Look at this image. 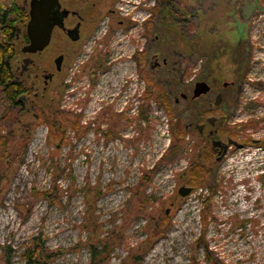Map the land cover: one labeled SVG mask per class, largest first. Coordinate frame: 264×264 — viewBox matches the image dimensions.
I'll return each instance as SVG.
<instances>
[{
  "label": "rangeland",
  "instance_id": "374dc122",
  "mask_svg": "<svg viewBox=\"0 0 264 264\" xmlns=\"http://www.w3.org/2000/svg\"><path fill=\"white\" fill-rule=\"evenodd\" d=\"M30 1L0 2V9L15 5L29 12ZM79 1L62 0L68 6ZM178 1L169 5L179 7ZM118 2L101 1L94 13L99 26L83 47L67 50L59 74L54 60L61 41L41 54H24L25 24L17 20L21 33L12 67L16 71L25 58L35 64L26 74L30 91L23 107L9 112L0 94V133L18 139L32 133L17 161H0V264H29L25 254L37 246L49 256L41 264H90V246L107 248L105 264H211L206 247L220 264H264V0H186L187 13L179 10L176 18L169 12L176 22L161 20L154 0ZM113 3L123 13L111 14ZM125 18L133 24L121 25ZM147 20L152 35L172 31L158 59L168 58L162 73L149 72L160 45L145 38ZM141 49L143 71L136 58ZM238 59L249 62L242 74ZM43 70L57 74L45 92ZM146 77L160 88L148 86ZM201 79L218 82L216 90L223 82L240 83L226 92L237 102L235 112L229 114L224 103L219 113L227 111L229 123L242 122L247 138L222 162L196 135L198 123L219 117L207 112L211 94L193 100ZM161 91L172 103V119ZM53 104L62 110L54 133L37 117V109ZM142 107L149 123L135 119ZM77 114L82 121L73 129ZM176 124L187 133L174 152ZM226 129L221 139L230 136ZM198 161L206 178L191 184L190 169ZM182 186L192 187V194L181 197Z\"/></svg>",
  "mask_w": 264,
  "mask_h": 264
},
{
  "label": "flooded vegetation",
  "instance_id": "af4514ba",
  "mask_svg": "<svg viewBox=\"0 0 264 264\" xmlns=\"http://www.w3.org/2000/svg\"><path fill=\"white\" fill-rule=\"evenodd\" d=\"M88 1L82 0V1H79L78 3H75V4L69 3L70 6H68V5H65L62 2V0H59L60 5H61V8L59 9V13H58V16L61 18L60 25H57L54 28L53 33H52V37H51V42H50L49 46L43 51V52H45L54 43V41H56V39H59L62 44L64 43L65 46H67V47H65V49H63L62 48L63 45L59 44V46H61V47H59V53L54 60L55 71L58 74L63 71V66L65 64V58L68 55L67 50H69V48L72 49V47H75L76 50H78V48L83 47L84 44L88 40V36L92 34L93 30L97 26H99V23H100L99 18L100 17L94 15V13L97 10L98 5L101 4V1H107V0H94V2H92L91 6H87ZM116 1H118V0H114V2H116ZM120 1H122V0H119L118 3H120ZM130 1L131 0H128V2H130ZM154 1H155L154 2L155 7L158 6V14H159V16L162 17L161 20H164L165 22H167L168 21L167 15L169 12H170V15H174L176 18L178 17V15L180 13L178 7L175 8V7L170 6L167 3V0H159L158 4H157V0H154ZM72 5H75L77 7L72 8L71 7ZM113 5H114L113 6L114 8H111V14L117 16V15L123 13L120 11L121 9H123L122 6H119L115 3H113ZM169 6H170V8H172V10H170V11H168ZM155 7L153 8V10L155 9ZM23 10H26V7H23ZM170 20H172L171 16H170ZM147 21H149V20H147ZM172 21L176 22L177 19L172 20ZM126 23L128 24V26L133 24V22L127 18L120 20L121 25L122 24L126 25ZM113 29L115 30V28H112L109 31L112 32ZM165 34L167 36H169V38H172V36H173L172 31L169 29H167V30L162 29V32L160 30H158V34H155V35L153 34L154 35L153 36L151 34V29L147 30V28L145 27V38H148V39L153 38V40L158 41V44L160 45L159 51L153 54L154 60L152 62L148 61V64H150V71L149 72H152V70L154 68V70L161 69V73H162L163 69L166 68L168 65V58L167 57L163 58L162 63L158 62L159 61L158 59L162 54L161 51H163L167 47L166 41L164 42ZM108 39H109V36L106 37L103 40V42L107 41ZM43 52H41V53H43ZM140 52L141 53L138 52L139 54H137L136 56L138 58L137 60H139L140 68L143 71V68H142L143 64H142V58L141 57L143 55L145 57L146 52H144L143 49H141ZM41 53H37L35 55H38ZM27 55H31V54H27ZM249 58H250V56H249ZM26 59L31 61L28 65H24V61ZM235 63L239 66L237 68V72L239 74H242V73L247 71L249 62H246V59L235 60ZM34 64L35 63L31 58H25L23 60L22 66L18 67L16 69V71H15L16 76L21 81L26 83L25 82L26 81V74L29 73V71L34 66ZM56 73L55 72H48L47 70H43L42 76L44 79V85H43L44 92L49 88V85H51L54 82L55 77L57 76ZM35 79L39 80L40 74H36ZM242 79L244 80L245 77H243ZM199 81H204L210 86V92L206 95L201 96V97H204V96L208 97V95L210 96V94H211V97H215L214 103L212 102L211 99L209 100V104H208L209 107H208L207 112L210 113L211 115L212 114H219V117L218 118L215 116L207 117V118H205V120L202 121V123H198L196 125V128H195V130L197 132L196 135L198 136V139L201 140V143L203 141H205V143L208 145V147H210L211 155L214 157L215 161L222 162L225 158H227L231 154L232 150L242 149L245 146L244 142L247 138V136H246L247 135V129H246V126L242 125L243 124L242 122H241L242 124L239 123V125L237 123H233V124L229 123V121L227 119L228 118L227 111L219 113V108L224 103L227 104V110H229L228 111L229 114H233L235 112V104L237 102H234L232 100H228L226 98V94H227L226 92L230 89H234V87L239 86L240 83H239V80L232 81V82H223L222 89L218 88L216 90L215 85L218 84V82L216 84L215 83L212 84L208 81V79H201ZM199 81H197V82H199ZM226 83H227V85H225ZM259 84H261V83H259ZM32 85H33L32 90L33 89L36 90L33 92V94L35 97H38V95H39L38 88L35 87L34 84H32ZM29 91L30 90H28L27 94L24 96V99L22 100V102L24 104L28 102V99H27L28 96L27 95H28ZM219 94L222 96L223 101H222L221 105L216 106L215 101H216V98ZM188 99H189V97H187L186 99H183V100L187 101ZM193 100H197V99H193ZM176 102L178 103L179 99H176ZM210 118H216L214 125L209 122ZM228 125H230V126H228ZM199 126H203L202 129H199ZM191 128H192V125L186 127V129H191ZM224 128H227L226 129L227 132L230 133L229 134L230 136L227 137L226 140H224L223 138L221 139V132H222V130H224ZM193 138L195 140V135L193 136ZM194 148H195V141H194Z\"/></svg>",
  "mask_w": 264,
  "mask_h": 264
},
{
  "label": "trees",
  "instance_id": "16d2710c",
  "mask_svg": "<svg viewBox=\"0 0 264 264\" xmlns=\"http://www.w3.org/2000/svg\"><path fill=\"white\" fill-rule=\"evenodd\" d=\"M11 0H0V2H4L5 6L10 4ZM170 1L167 0V3L170 4ZM178 9L185 14L187 9L186 0H179L178 1ZM158 8V6H157ZM1 11H4L2 17H0V24H4L3 28L1 29V41H0V94L6 100L9 109V112H15L14 109L18 107H23L24 103L22 100L24 96L27 94L28 89L26 84L21 81L17 76L12 67V59L14 57V42L18 39L19 34L21 33V29L17 26V20L22 19V23L25 24L24 29L27 28V22L29 21V12L23 10V7L19 8L15 5H11L5 9L4 6H1ZM155 10V9H154ZM172 10L170 6L168 7V11ZM187 13V12H186ZM168 22H170L169 13L167 15ZM144 26L147 30L151 29V20L144 23ZM175 28V27H174ZM176 29V28H175ZM177 35V30H176ZM24 38L27 43H29V38L27 36L26 30L24 32ZM178 36V35H177ZM137 58V57H136ZM138 59V58H137ZM154 80V79H153ZM150 77L147 79L146 83L148 86L158 87L160 88V83L155 82ZM155 81V80H154ZM162 87V86H161ZM148 101L153 97L152 90L149 88L146 89L145 94ZM159 99L162 101L164 106L167 108V113H169L170 118L172 119L173 111H172V103L168 96L161 91L158 95ZM48 110V111H46ZM62 110H60V106L58 104L48 105L46 109H37L38 118H41V122H46L50 126L51 132L59 131L57 123L61 122L58 121L59 115L61 114ZM67 115V114H66ZM75 119L70 121L71 125H73V129H77L80 127V122L82 121L81 115H75ZM115 120L116 118L113 117ZM139 121L143 122H150L149 112L142 107L139 111L138 116L135 117ZM117 125L119 126V119L117 120ZM180 131L179 137L173 142L172 150L175 152L179 149V143L182 140L183 136L187 133L185 127L179 124L172 126V131ZM32 131H28L22 138H17L12 132L1 134L0 133V161L2 162L3 166L7 159H11L12 161H17L20 156V152L23 151L26 147V144L30 140V135ZM60 138H63L62 136ZM208 158V156H206ZM195 163V162H194ZM194 166V167H193ZM190 169V178L188 182L191 184H195L198 182L202 184L205 181V171H203V167L200 164V161L197 162L196 165H193ZM1 173L3 170H0ZM186 179L187 174L184 173ZM212 187H209L211 189ZM149 222L150 219H149ZM161 233V230L153 232L154 236H158ZM100 243V242H99ZM208 246V245H205ZM91 247V260L90 264H105L106 260L102 258V255L107 252V248L99 249L97 246H90ZM207 259L211 264H220L217 260H215L212 256V252H210L209 248H205ZM49 256L45 253L43 247L35 248V250H31L25 254V258L28 259L29 264H41L44 259H47Z\"/></svg>",
  "mask_w": 264,
  "mask_h": 264
},
{
  "label": "water",
  "instance_id": "95a60500",
  "mask_svg": "<svg viewBox=\"0 0 264 264\" xmlns=\"http://www.w3.org/2000/svg\"><path fill=\"white\" fill-rule=\"evenodd\" d=\"M259 1V0H258ZM61 8L59 0H31L29 4V21L27 23L26 33L29 43L26 44L22 52L24 54H37L43 52L50 44L54 28L60 25L61 18L58 16ZM31 61L26 59L24 65H28ZM227 85V83L225 84ZM210 92V86L199 81L195 85L193 98L197 99ZM186 99L187 95H182ZM223 101L219 94L216 98L215 105H221ZM216 118H210L209 122L214 125ZM203 126H199L202 129ZM191 187L182 186L178 193L181 197H187L192 194Z\"/></svg>",
  "mask_w": 264,
  "mask_h": 264
}]
</instances>
